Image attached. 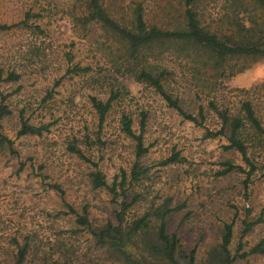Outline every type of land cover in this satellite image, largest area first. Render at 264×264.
Masks as SVG:
<instances>
[{
	"label": "rangeland",
	"instance_id": "obj_1",
	"mask_svg": "<svg viewBox=\"0 0 264 264\" xmlns=\"http://www.w3.org/2000/svg\"><path fill=\"white\" fill-rule=\"evenodd\" d=\"M103 2L121 22L143 4L149 21L169 27L184 8L183 0ZM196 9L203 26L237 39L242 26L264 22L263 9L253 0H197ZM87 17L86 0H0V23L17 25L0 32V106L1 94L10 96L11 111L0 121V135L12 140L17 152L0 151V264H15L25 246L24 264L123 263L96 243L78 217L87 216L93 230L109 223L128 228L169 199L172 207H181L169 217V233L178 236L186 255L196 250L194 264H209L226 223L235 224L232 254L241 241L243 252L249 251L264 239V222L242 238L244 221L264 219V144L250 143L258 167L250 177L221 176L225 162L249 168L240 153L224 149L226 137L205 136L222 128L213 105L235 115L251 101L264 125V57L233 58L218 70L204 60L159 49L146 52L144 61L130 60L120 37L96 22L86 24ZM75 66L89 71L68 73ZM149 67L168 71L167 93L199 123L184 120L152 86L137 80ZM11 73L20 78L7 81ZM112 96L116 99L101 125L92 98L106 102ZM22 116L49 131L19 137ZM123 116L132 118L137 134L145 121L144 144L150 149L140 159L135 142L122 130ZM175 154L183 162L161 165ZM137 163L148 173L129 186L126 203L139 200L120 218L123 197L95 189L91 176L101 172L112 185L126 172L130 181ZM234 264H264V256Z\"/></svg>",
	"mask_w": 264,
	"mask_h": 264
},
{
	"label": "trees",
	"instance_id": "obj_2",
	"mask_svg": "<svg viewBox=\"0 0 264 264\" xmlns=\"http://www.w3.org/2000/svg\"><path fill=\"white\" fill-rule=\"evenodd\" d=\"M183 1V11L174 22L173 27L167 26L165 22L153 23L149 21L143 4H138V7L132 11V16H128L125 22H121L109 13L103 0H86L88 17L85 23L96 22L118 35L124 45L125 56L130 60L144 61L146 60V52L159 49L161 50L160 54L173 51L183 55L180 56L183 59L204 60L207 64H212L214 70H218L225 62L233 58L243 57L255 61L264 57V22L260 27L256 26V23L255 25L242 26V35L237 39L233 35H222L210 31L203 26L201 16L196 9L197 0ZM253 1L264 12V0ZM24 23L26 24V22ZM15 27L17 25L0 23V32L10 31ZM79 71L89 70L75 66L73 70H68V73ZM168 74L167 70L149 67L141 70L136 77L138 81L152 86L171 108L179 112L184 120L199 123L193 114L183 109L177 98L167 93L164 84ZM19 78L18 75L11 73L7 81H17ZM9 97L1 94L0 121L11 115V111L6 105ZM115 99L116 97L112 96L103 102L95 97L92 98L93 107L99 115L101 125L106 121ZM213 106L222 119V128L217 133L208 132L205 138L226 137L229 144L224 146V149L240 153L244 163L249 168L247 171L243 166L225 162L223 164L225 169L220 175L225 176L233 172H240L246 173L250 177L258 170L252 161L250 149L253 146L250 143L254 144L255 141L264 144V125L254 104L251 101L243 102L239 113L235 115H230L227 110L219 111L216 105ZM200 116L203 117L202 112ZM121 124L125 135L136 144L137 159L145 156L150 149L144 144L145 121H142L140 134L134 130L133 120L129 116H123ZM249 130H252L254 134H250ZM48 131L49 126L30 124L27 120H23L22 116V125L18 136L41 137ZM71 149L75 154L83 157L79 148L73 146ZM3 150H8L14 155L17 154L14 150V142L6 136L0 135V151ZM181 162L183 159L180 158L179 154H175L161 165L168 166ZM147 173L148 169L137 163L132 170L130 181L126 172H123L121 180L116 178L112 185L108 183L101 172H94L91 177L95 189L106 188L115 197L120 195L123 197L125 201L122 203V211L119 213V217L122 218L123 214L139 200L135 197L131 203H126L129 198V186L132 182H138ZM249 181V179L246 181V187H248ZM119 191L121 194H118ZM171 203L172 200L169 199L159 206H152L144 216L134 221L128 228H123L122 223L117 226L109 223L100 230H93L87 216H79L77 223L91 230L96 243L101 248H108L116 253L123 262H119V264H194L196 250H193L189 256L186 255L182 251L178 236L169 233V217L181 209L179 206L172 207ZM263 222L262 217L255 222L244 221L242 238L251 231L252 227ZM234 225V222L224 224L222 241L210 251L209 264H234L238 259H245L249 256H264V239L247 252H243L244 246L241 241L236 254H232L230 247L234 237ZM129 247L141 252V255L131 253L128 250ZM26 254L27 248L25 246L19 251L15 264H24Z\"/></svg>",
	"mask_w": 264,
	"mask_h": 264
}]
</instances>
